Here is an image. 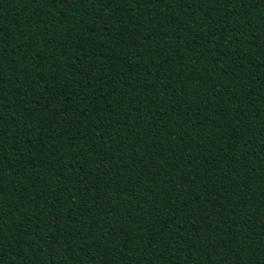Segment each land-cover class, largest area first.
Segmentation results:
<instances>
[{
	"label": "trees",
	"instance_id": "16d2710c",
	"mask_svg": "<svg viewBox=\"0 0 264 264\" xmlns=\"http://www.w3.org/2000/svg\"><path fill=\"white\" fill-rule=\"evenodd\" d=\"M0 264H264V0H0Z\"/></svg>",
	"mask_w": 264,
	"mask_h": 264
}]
</instances>
